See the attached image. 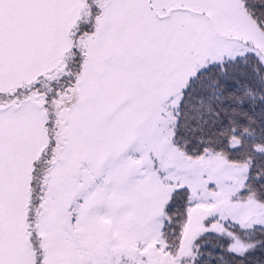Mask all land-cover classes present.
<instances>
[{"label": "snow or ice", "instance_id": "snow-or-ice-1", "mask_svg": "<svg viewBox=\"0 0 264 264\" xmlns=\"http://www.w3.org/2000/svg\"><path fill=\"white\" fill-rule=\"evenodd\" d=\"M0 264H264V0H0Z\"/></svg>", "mask_w": 264, "mask_h": 264}]
</instances>
